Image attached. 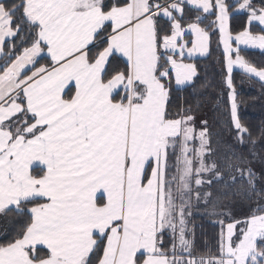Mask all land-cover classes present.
Returning a JSON list of instances; mask_svg holds the SVG:
<instances>
[{"label": "snow or ice", "instance_id": "1", "mask_svg": "<svg viewBox=\"0 0 264 264\" xmlns=\"http://www.w3.org/2000/svg\"><path fill=\"white\" fill-rule=\"evenodd\" d=\"M213 43L224 111L198 63ZM247 49L264 0H0V264H264Z\"/></svg>", "mask_w": 264, "mask_h": 264}, {"label": "trees", "instance_id": "2", "mask_svg": "<svg viewBox=\"0 0 264 264\" xmlns=\"http://www.w3.org/2000/svg\"><path fill=\"white\" fill-rule=\"evenodd\" d=\"M244 24V18L234 19L232 21V27L234 30H240ZM215 40V38H214ZM222 48L217 49L216 44L213 43L211 49V55L206 59H198V63L201 69V77L206 78L212 83L213 96L219 95L221 97V111H224L227 104L226 89L221 85L222 74L221 64L218 61L221 58ZM247 58L252 60L257 65H264V53L245 50ZM233 78L236 85L239 98L242 101L240 104V116L242 121L253 129L254 135L258 136V130L264 127V88L261 87L259 81L254 79L249 80L242 76L240 72H233ZM187 95V93H185ZM204 112L210 118H220V127H223V118L219 113H214L213 105L209 104L205 107ZM203 114V113H202ZM219 130V128L217 129ZM264 150V142L258 143L257 151ZM259 170V165H256ZM196 223L202 225V228H198L197 237L198 240L203 243L207 241L209 245L214 243L216 234L219 229L213 223L209 222L208 218L201 219L196 218Z\"/></svg>", "mask_w": 264, "mask_h": 264}, {"label": "crops", "instance_id": "3", "mask_svg": "<svg viewBox=\"0 0 264 264\" xmlns=\"http://www.w3.org/2000/svg\"><path fill=\"white\" fill-rule=\"evenodd\" d=\"M247 50L261 52L260 50H257V49H247ZM261 53H262V52H261ZM234 72H240V73H241V70H239V69H234ZM254 80H256V79H254ZM256 81H258V80H256Z\"/></svg>", "mask_w": 264, "mask_h": 264}, {"label": "rangeland", "instance_id": "4", "mask_svg": "<svg viewBox=\"0 0 264 264\" xmlns=\"http://www.w3.org/2000/svg\"><path fill=\"white\" fill-rule=\"evenodd\" d=\"M209 57V56H208ZM208 57H205V58H199V59H206V58H208Z\"/></svg>", "mask_w": 264, "mask_h": 264}]
</instances>
